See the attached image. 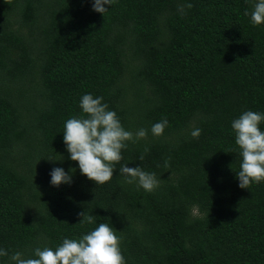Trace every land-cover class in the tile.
<instances>
[{"label": "trees", "instance_id": "obj_1", "mask_svg": "<svg viewBox=\"0 0 264 264\" xmlns=\"http://www.w3.org/2000/svg\"><path fill=\"white\" fill-rule=\"evenodd\" d=\"M106 7L0 0V247L28 258L103 222L125 264H264V181L238 187L230 127L242 111L264 112V23L250 24L248 0ZM85 93L103 97L134 134L100 185L62 142ZM162 118L167 126L152 135ZM122 164L154 173L158 186L126 183ZM53 167L71 183L51 185Z\"/></svg>", "mask_w": 264, "mask_h": 264}, {"label": "clouds", "instance_id": "obj_2", "mask_svg": "<svg viewBox=\"0 0 264 264\" xmlns=\"http://www.w3.org/2000/svg\"><path fill=\"white\" fill-rule=\"evenodd\" d=\"M251 10H245L252 26L264 23V0H248ZM114 0H90L91 9L104 14ZM186 7L191 8L188 3ZM181 14L183 10L181 9ZM101 96L91 93L81 95L79 108L81 115L65 120L62 142L68 152V159L77 162L82 175L92 180L96 185L104 184L113 176L114 165L121 161V150L127 147V142L134 139V134L125 130L119 118ZM264 122V112L245 110L230 122L234 134V143L240 157L239 170L235 176L238 187L249 189L252 183L264 181V130L259 125ZM168 121L162 118L151 126L154 136L162 134ZM190 136L197 138L199 128H192ZM146 132L143 128L135 132V139L143 138ZM147 151V149H145ZM50 161L52 157H46ZM139 159H143L141 156ZM164 166L167 167V161ZM71 171V170H70ZM119 174L126 183H135L146 192L153 191L158 186L154 173L144 171L139 165L129 167L122 164ZM49 183L53 186L70 184L71 175L62 167H53L49 172ZM86 222L93 223L91 215ZM81 223L85 222L82 219ZM33 256L24 258L19 251L11 254L0 247V257H7L9 264H125L119 247V237L106 223H98L96 227L78 238L64 237L62 241L51 247H35Z\"/></svg>", "mask_w": 264, "mask_h": 264}]
</instances>
